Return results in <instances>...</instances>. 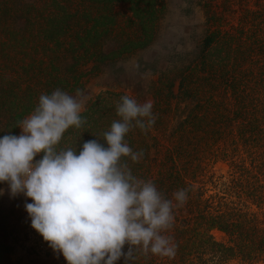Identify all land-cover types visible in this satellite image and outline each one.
Returning a JSON list of instances; mask_svg holds the SVG:
<instances>
[{"label": "trees", "instance_id": "obj_1", "mask_svg": "<svg viewBox=\"0 0 264 264\" xmlns=\"http://www.w3.org/2000/svg\"><path fill=\"white\" fill-rule=\"evenodd\" d=\"M195 5L204 30L192 42L193 54L154 81V125L125 137L134 151L144 152L138 163L128 161L134 175L152 180L165 198L188 190L166 233L176 253L171 258L136 253L130 264H264L258 212L264 207V0ZM162 10L159 0H0V138L17 134V122L34 110L41 94L70 90L91 63L146 46ZM121 12L131 32L104 52ZM123 95L94 96L82 112L87 123L69 128L60 146H74L83 131L79 152L83 142L106 131L119 119L115 105ZM218 160L228 162L225 174L211 169ZM31 233L49 247L35 229ZM11 249L0 217V264H10ZM115 264H124L123 258Z\"/></svg>", "mask_w": 264, "mask_h": 264}, {"label": "clouds", "instance_id": "obj_2", "mask_svg": "<svg viewBox=\"0 0 264 264\" xmlns=\"http://www.w3.org/2000/svg\"><path fill=\"white\" fill-rule=\"evenodd\" d=\"M79 95V89L73 96L59 88L41 94L34 110L17 122L21 134L0 138V182L11 197L31 198L24 204L31 227L67 264H115L121 258L130 264L136 253L174 257L177 246L166 233L188 190L165 198L128 163H138L144 152L134 151L125 137L154 125L153 102L121 96L115 105L119 119L77 152L83 131L74 146L60 145L69 128L87 123ZM38 153L42 158L34 160Z\"/></svg>", "mask_w": 264, "mask_h": 264}, {"label": "rangeland", "instance_id": "obj_3", "mask_svg": "<svg viewBox=\"0 0 264 264\" xmlns=\"http://www.w3.org/2000/svg\"><path fill=\"white\" fill-rule=\"evenodd\" d=\"M162 5V15L158 21L156 34L144 47L131 52L122 53L105 61L91 63L86 69L82 82L72 89H64L75 96L77 89L83 108L98 93L102 91H120L136 99L139 103L153 100L154 81L161 72H167L172 66L179 65L186 57L193 54L194 38L204 30L202 10L197 7V0H159ZM119 9H124L120 6ZM244 10L239 6L237 15ZM118 27L113 34L107 36L102 48L104 52L116 48L123 38L131 32L124 12L119 14ZM21 134L18 129L17 136ZM215 173L225 174L229 165L227 161L218 160L212 168ZM0 217L7 227V237L12 245L9 254L10 264H67L62 254L54 253L50 247L41 245L32 236L31 218L28 216L24 204L31 203V198L19 194L9 195L6 182H0ZM264 222V207L258 210ZM216 239L222 240L224 235L213 231ZM229 264H240L232 261Z\"/></svg>", "mask_w": 264, "mask_h": 264}]
</instances>
